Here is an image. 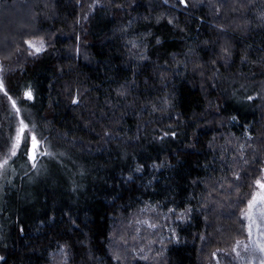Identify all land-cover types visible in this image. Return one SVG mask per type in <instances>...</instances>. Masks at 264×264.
<instances>
[{"label":"trees","instance_id":"16d2710c","mask_svg":"<svg viewBox=\"0 0 264 264\" xmlns=\"http://www.w3.org/2000/svg\"><path fill=\"white\" fill-rule=\"evenodd\" d=\"M19 2L32 14L2 31L0 136L15 101L50 154L34 168L23 145L20 173L10 157L0 222L23 181L34 202L0 225V264H236L264 169V0Z\"/></svg>","mask_w":264,"mask_h":264},{"label":"snow or ice","instance_id":"6c2138e0","mask_svg":"<svg viewBox=\"0 0 264 264\" xmlns=\"http://www.w3.org/2000/svg\"><path fill=\"white\" fill-rule=\"evenodd\" d=\"M95 2V0H94ZM180 4H186L187 0H179ZM217 11H219V8H217ZM264 15V14H262ZM86 18V17H85ZM171 22V21H170ZM157 42L159 43V38H157ZM26 44L30 46V48L34 49L36 53L41 52L46 47V41L44 38L36 37L33 40H26ZM221 52L230 56V48L228 46H222ZM143 58V57H141ZM3 87L2 82H0V88ZM25 96L28 99H32V92L29 88L25 91ZM248 99H251V97H248ZM9 100H12L11 97H9ZM74 104L78 103V98L74 97L73 101ZM13 108L15 109L16 115H20V109L16 106V102L12 101ZM232 119H236V117H232ZM36 125L32 124L31 127H29V124L25 123V120L22 118L19 121V124L17 126L16 135L13 138V141L11 143L10 153L12 156H15L17 154V149L21 147V141L24 142V147L27 151L28 158L32 161V166L36 167V158L38 155H47L50 154L46 151L41 152L40 149L42 148L41 141L38 139V135L35 131ZM28 129L31 135V145L29 147L28 145V137L25 134V130ZM164 135H168V133H165ZM172 136H175L176 133H171ZM8 162V156L6 154L4 160H0V169L4 168L5 165ZM139 170V168L137 169ZM262 175L255 179V188L251 193L250 199L247 201V210H242L241 215L244 216L248 223L246 225L247 230V240L248 243H245L243 245L244 250L248 257L255 259L257 256V253H259V264H264V169L260 170ZM237 177L239 176L238 173H236ZM171 211V210H170ZM187 211H190L187 210ZM151 227H155V225H150ZM256 230V237L253 236V230ZM237 243H240L237 241ZM60 251L64 252V246H61ZM234 252H237L236 248H233ZM66 255V253H65ZM213 256L216 254L213 253ZM240 253L237 252V256H239ZM116 260H119V256L116 255L113 257ZM147 257H145L146 259Z\"/></svg>","mask_w":264,"mask_h":264},{"label":"rangeland","instance_id":"374dc122","mask_svg":"<svg viewBox=\"0 0 264 264\" xmlns=\"http://www.w3.org/2000/svg\"><path fill=\"white\" fill-rule=\"evenodd\" d=\"M176 1V0H175ZM179 1V0H177ZM19 0H11V3H10V6L9 8L7 9L8 12L4 11L2 13H0V43H2L1 41H5L6 40V37L2 38V31L5 33L4 36L8 35V31L11 29H14V31H17L18 29H21V28H24L25 26L23 25V23L21 21H23L24 23H26L27 21L29 22V17L30 15L32 14L31 11H30V7L28 4H25V5H21L19 4ZM14 6V7H13ZM18 6H21L20 8ZM7 8V7H6ZM4 9V8H3ZM6 10V9H5ZM3 11V10H2ZM3 15H6V18H11V23L13 22L15 27H13V25H9L7 24L6 22H4L1 17H3ZM6 21V20H5ZM24 26V27H22ZM16 28V30H15ZM7 31V32H6ZM7 33V34H6ZM10 35V34H9ZM2 36V37H1ZM34 38L36 37H31L29 38L28 40H33ZM27 46L30 48V46L27 44ZM31 52H34V49L30 48ZM46 50V47L42 50V51H45ZM1 58V57H0ZM1 61L2 59H0V82H2V78H3V71L5 70L2 65H1ZM2 88H0V90H2ZM21 99H28L25 94L22 95ZM17 106V105H16ZM18 107V106H17ZM19 108V107H18ZM14 118L13 120H11V129L9 130L8 127L4 128V132H3V136H0V160H4L5 159V156L7 154L8 156V162L7 164L5 165L4 168L0 169V185H1V181L2 180H5L6 176H8V172L10 171V167H11V162L9 161L10 160V157H12L11 153H10V148H11V143L13 141V138L15 137L16 135V130H17V126L19 124V121L20 119H22V115H27L28 114V111H26L25 109L20 111V115L17 116L16 115V112L14 110ZM27 123V122H25ZM25 134L27 135L28 137V145L30 147L31 145V135H30V132L28 131V129L25 130ZM39 139V138H38ZM40 140V139H39ZM24 145V142L23 140L21 141V147ZM18 151V149H17ZM40 151H42V149H40ZM27 153V151H26ZM52 155V154H51ZM28 156V155H27ZM25 155L24 154H20V156L17 155L15 156V161L16 163H20V167H19V170H15L17 173H20L24 170L23 168V165L21 164L23 162V159H25ZM39 157V155L37 156V158ZM36 158V160H37ZM29 159V158H28ZM30 160V159H29ZM49 161L48 162H52L53 159L52 158H49L48 159ZM30 162L32 163V161L30 160ZM13 163V162H12ZM45 163V162H44ZM46 163V164H47ZM45 164V165H46ZM43 165V162L42 161H39L38 162V165H37V168H39L40 166ZM43 171V170H42ZM15 172V173H16ZM14 173V174H15ZM16 173V174H17ZM40 174V173H39ZM28 182H24L22 184H18V187L17 188H14V189H11V192L9 193L8 195V199L7 201H5L3 204V207L5 208V213L7 214L6 218H15L16 216V213L14 212L13 210V206H16L18 203H21L22 205L24 204V201L26 202V204L24 205H28V204H31L32 202L34 201H30L28 197H30V193H29V190L31 189V187L29 186V184H27ZM31 202V203H30ZM247 210V208L245 209V211ZM6 218H3L2 221L0 222V225L2 228H4V224L6 222ZM248 221L246 219V225H247ZM4 230V229H3ZM248 235V234H247ZM253 236L254 238L256 237V230L254 229L253 230ZM249 241L247 240V236L246 238L243 240V241H240V243L237 244V246L235 247L237 249V252L240 253L239 256H237V252H235L236 254V257H237V262L236 264H259V253H257V256L255 259H252L250 257L247 256L245 250H244V247L243 245L245 243H248ZM0 258H1V253H0Z\"/></svg>","mask_w":264,"mask_h":264}]
</instances>
